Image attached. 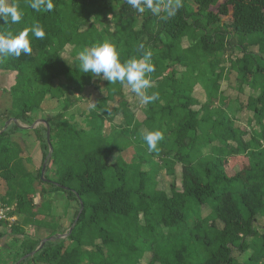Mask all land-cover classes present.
I'll use <instances>...</instances> for the list:
<instances>
[{
	"label": "trees",
	"instance_id": "trees-1",
	"mask_svg": "<svg viewBox=\"0 0 264 264\" xmlns=\"http://www.w3.org/2000/svg\"><path fill=\"white\" fill-rule=\"evenodd\" d=\"M116 1L121 2L122 14L113 17L111 29L106 15ZM190 1L195 4L194 12L182 0L174 16L162 19L164 12L138 13L126 0H53L51 12H35L29 7L30 0H9L18 3L24 15L11 26L0 19V32L18 33L39 23L45 37L36 39L29 32L31 55L0 59L1 71L15 73L8 89L11 110L7 119L31 124L37 114L47 123L56 177L51 180L43 175L42 180L43 165L32 175L20 147L11 141L23 129L12 123L0 133V179L9 187L1 199L10 217H16L0 238L10 236L20 244L22 254L14 258L15 262L23 258L18 264L30 259L39 264H139L146 253L149 257L144 264H238L233 249L251 252L242 264H264V226L261 232L253 226L257 217H264V84L261 89L257 85L264 81V0ZM139 18L141 26L135 29ZM233 37L242 57L232 67L239 72L241 85L250 81L258 91L244 100L240 93L234 98L230 109L241 114L239 121L231 119L225 109L227 94L220 91L223 69L215 72L220 55L232 47ZM184 38L188 41L185 48L181 45ZM104 41L116 47L122 62L140 59L145 51L152 53L155 70L148 74L152 86L146 94L157 93L158 99L145 104L146 109L137 115L123 100V84L100 83L79 68V51ZM66 45L73 47L71 66L59 55ZM250 46L257 52L249 51ZM177 66L184 71L177 73ZM199 83L206 95L203 104L192 96ZM92 91L99 92L97 106L85 117L88 128H77L72 122L74 114L67 118V113L72 106L79 109L77 105L91 98ZM114 98L118 105L111 112L107 103ZM50 103L60 107L45 114L42 105ZM197 105L199 109H193ZM248 112H252L253 126ZM77 113L83 115V111ZM115 114L123 119V136L116 133L109 141L102 123ZM140 125L147 132L163 133L158 151L125 138L130 132L134 139ZM33 132L46 164L50 159L46 127ZM131 142L140 148L139 157L149 151L159 161L151 162L149 172L142 171L139 163L127 164L120 156ZM214 142L219 144L203 153ZM114 151L118 156L110 164L108 158ZM175 164L181 166L182 189L171 186L167 195L156 189L155 177L161 169L171 174ZM131 171L136 172L134 178L127 176ZM36 184L49 197L42 208L58 204L50 196L53 193L65 197L64 216L71 201L78 206L66 237L48 240L29 256L42 240L27 236L26 226L52 229L47 238L56 233L54 224L33 216L39 210L34 201ZM203 205L210 214L200 218Z\"/></svg>",
	"mask_w": 264,
	"mask_h": 264
},
{
	"label": "rangeland",
	"instance_id": "rangeland-1",
	"mask_svg": "<svg viewBox=\"0 0 264 264\" xmlns=\"http://www.w3.org/2000/svg\"><path fill=\"white\" fill-rule=\"evenodd\" d=\"M186 8L189 12H194L196 7L195 4L190 1V0H185ZM220 2V1H219ZM154 3H159L161 7V12H163V5L167 3V0H154ZM121 2L116 1L112 2V11L106 15V17L109 20V26L111 29L114 28V23H113V17L115 15H120L122 14L121 10ZM212 9L215 10L216 7L212 6ZM223 21L226 23L228 22V16L222 17ZM142 23V19L139 18L136 21L135 29H139ZM232 47L230 49H227L223 54L220 55V65L219 67L215 70V72H219V70L222 68V78L220 81V91L225 92L227 94V97L225 98L227 100V106L225 109L228 112V115L231 119H235L239 121L240 118V113L238 111H232L231 106H233L235 103L234 98L237 96V94H242L243 100L245 97L249 96H256L257 95V90L256 88H252V83L246 82L245 84L241 85V80L239 76V72L236 71L235 68H233V62H235L238 58L242 57V52L237 48V38L233 37L232 38ZM181 45L183 48L188 46V41L186 38L182 39ZM249 51L256 53L257 48L255 46H250L248 48ZM73 47L71 45H66L59 53L61 58L69 65L71 66L73 64L74 56L72 55ZM201 69H204L205 66H200ZM177 73H181L184 71V68L181 66L176 67ZM15 79V73L14 72H8V71H1L0 70V130L6 126H10L12 123L16 124L19 128L23 130H17V134H14L11 136V141L15 142L18 144L21 150V155L23 158H25L28 161V168L32 171V175H37L39 172L40 166L44 164V158H43V149L40 146V143L36 137V135L33 132L34 128L45 126L43 122L40 120L42 119L41 117H38L37 114L36 116L32 117L33 122L31 124H25L22 121H10L8 122L9 119H7L8 112L11 110L10 108V95H9V87L14 83ZM95 80L101 82H104L105 80L100 79V78H95ZM264 82V81H263ZM263 82H258V87L263 88ZM98 93H95L92 91L91 92V98L89 96V99L83 100L82 103L79 105V109L77 107L72 106L70 111L67 113V118L68 114H74L72 122L75 124L77 128H83L87 129L88 126L85 124V117L87 116L90 108L92 107L93 103L96 102ZM122 95H123V100L126 101L127 106L129 110L134 113L135 115L139 114L140 112H143L146 109L145 104L141 103V100L133 96L132 91L130 89V86L127 85L126 83L122 85ZM192 96L196 98V100L199 102V104H203L206 101V95L203 87L199 83L198 85H195L193 90H192ZM90 100V101H89ZM118 99L114 98L113 101L108 102V107L111 112L114 108L117 107L118 105ZM84 102V103H83ZM43 109L46 110L45 114L49 113V110H57L58 107H60L59 104L55 103H50L46 105H42ZM83 111V115H80V113H77L78 110ZM193 109L198 110L199 105L194 106ZM43 110V111H44ZM53 111V112H54ZM41 115V114H39ZM111 115V114H110ZM249 118H252V123L251 126L254 125V120L252 117V112H248ZM198 116H201V111L198 113ZM109 117V116H108ZM112 118H106V120L102 123L103 124V133H106V136L110 137L108 140L111 141V137L114 134H118V136L121 137L120 133V127L124 126L123 119L121 118L120 114H115L114 116H111ZM247 127V132L248 134L250 133L248 131ZM112 132V133H111ZM147 132V129L143 126L140 125L137 133L138 135L135 136L133 139V133L126 132L125 138L135 140L137 143L140 144V146L146 145V143L142 139V135ZM44 133L43 131L41 134ZM133 135V136H132ZM123 136V135H122ZM249 136L246 135L244 137V140H248ZM218 142H214L208 146H206L203 149V153L207 154L210 153L211 151V146L212 145H218ZM139 147H136L134 143L131 142L128 147H124V149L120 152V156L127 162V164H137L139 163L140 169L142 171H150V164L151 162H159L157 161V158L154 157L153 155L150 154L149 151H145L141 154L138 151ZM140 149V148H139ZM47 154H49V147L47 150ZM118 156V151H114L110 157L108 158V162L112 164L115 159ZM51 157V156H50ZM161 164V163H160ZM136 175L135 171H131L128 173V177L134 178ZM44 176L46 178L54 180L55 173H54V167L51 166V158L48 159L45 167H44ZM182 171H181V166L179 164H175L173 166V172L171 174H168L164 169H161L157 172L156 177H155V183H156V189L160 191H164L167 195L171 194L170 187L174 186L177 191H181L182 189ZM44 188H48L47 184L42 185ZM37 189V193L34 196V201L37 204V207H39V210H36L33 216L36 219L43 220L45 222H48L49 224H54L55 225V231L56 233L53 235L54 239L58 238H65L66 233L69 231L72 225V220H73V215L74 211L77 209V203L74 201H71L69 203L67 215H63L65 211V206L62 202L65 200V197L63 194H56L53 193L50 196L54 198L55 200H58L57 205L47 204V207L51 206V209H44L42 208L43 206L45 207L46 200L49 198L46 194H42L39 190L41 188L40 185L36 184L35 185ZM9 191L8 185L0 179V222L3 220V222H6V226L0 224V233L4 234L7 233L8 229V224H10V221H6L8 217H10L9 213L10 210L7 209L3 205L1 197ZM11 191V189H10ZM43 204V206L41 205ZM41 205V207H40ZM210 214V209L207 205H203L200 207L199 210V216L200 218H204L207 215ZM14 220H16L15 216H12ZM11 219V218H10ZM9 219V220H10ZM140 221H142V217H140ZM218 226L221 227L220 222H217ZM253 226L255 229H257L259 232L262 231V227L264 226V217H257L256 221L253 223ZM7 227V228H6ZM163 233H166V229L162 228ZM26 235L29 236L30 238L38 239V240H44L46 239L52 232V229H46L44 227H36L34 225H28L26 226ZM51 236V237H53ZM247 242H249V239H246ZM22 254V248L18 242H15V239L10 237V236H3L0 238V264H18L22 259L17 260L15 262L14 258H17ZM251 255V252L249 250H246L245 252H240L236 249L232 250V257L235 258L236 262L238 264H242L246 262ZM149 257V254H145L142 257V260H140L139 264H144L147 262ZM121 262V263H120ZM119 263L122 264L123 262L120 261ZM23 264H39V262L35 260H28L27 262ZM125 264V263H124Z\"/></svg>",
	"mask_w": 264,
	"mask_h": 264
},
{
	"label": "clouds",
	"instance_id": "clouds-1",
	"mask_svg": "<svg viewBox=\"0 0 264 264\" xmlns=\"http://www.w3.org/2000/svg\"><path fill=\"white\" fill-rule=\"evenodd\" d=\"M126 3L138 13L150 10L153 14H160L161 7L154 0H126ZM29 7L35 12H51L54 8L53 0H30ZM182 7V0H167L163 5L167 19L176 14ZM23 11L16 2L0 0V19L7 25H16L22 21ZM29 32L36 39H43L45 31L39 23H34L30 28H25L18 33L13 31L0 32V59L10 57L19 58L22 54L31 55L32 46ZM144 45L141 44L140 48ZM151 51H145L143 57H135L121 61L120 54L116 47L109 41L85 47L78 53L79 68L83 73H90L93 78L107 80L111 84H127L132 92L141 98V103L149 104L158 99L157 93L146 94V90L152 86L148 74L154 72L155 68L151 63ZM97 105L93 103L92 107ZM149 151H158L159 143L164 135L159 130L148 131L142 135Z\"/></svg>",
	"mask_w": 264,
	"mask_h": 264
},
{
	"label": "water",
	"instance_id": "water-1",
	"mask_svg": "<svg viewBox=\"0 0 264 264\" xmlns=\"http://www.w3.org/2000/svg\"><path fill=\"white\" fill-rule=\"evenodd\" d=\"M10 121H14L15 122V120L13 119V118H10L9 120H8V122H10ZM41 122H43L44 124H45V127H46V140H47V144H48V146H49V154L47 155V159L48 158H50V155H51V152H52V147H51V145H50V141H49V127H48V125H47V123L44 121V120H40ZM6 129V126H4L3 128H2V130L0 131V133L3 131V130H5ZM45 163L43 164V166H42V170H41V179L43 180L44 179V177H43V175H44V167H45ZM72 227L73 226H71V228L69 229V232L71 231V229H72ZM67 235V234H66ZM65 235V236H66ZM52 238H54V236L53 237H50V238H46V239H44V240H42V242H41V244L33 251V252H31L30 254H29V256H32V255H34L37 251H39L42 247H43V245L48 241V240H51Z\"/></svg>",
	"mask_w": 264,
	"mask_h": 264
},
{
	"label": "built area",
	"instance_id": "built-area-1",
	"mask_svg": "<svg viewBox=\"0 0 264 264\" xmlns=\"http://www.w3.org/2000/svg\"><path fill=\"white\" fill-rule=\"evenodd\" d=\"M11 218V219H10ZM7 219V221H10L11 223L12 222H14L15 220H14V218L11 216V217H8V218H6ZM10 219V220H9Z\"/></svg>",
	"mask_w": 264,
	"mask_h": 264
}]
</instances>
